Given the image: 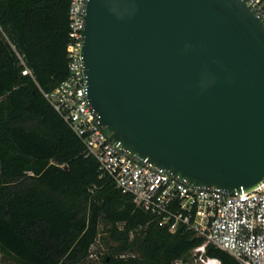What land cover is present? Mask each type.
<instances>
[{"label": "water", "instance_id": "1", "mask_svg": "<svg viewBox=\"0 0 264 264\" xmlns=\"http://www.w3.org/2000/svg\"><path fill=\"white\" fill-rule=\"evenodd\" d=\"M81 55L103 135L226 195L264 181V19L247 0H88Z\"/></svg>", "mask_w": 264, "mask_h": 264}, {"label": "trees", "instance_id": "2", "mask_svg": "<svg viewBox=\"0 0 264 264\" xmlns=\"http://www.w3.org/2000/svg\"><path fill=\"white\" fill-rule=\"evenodd\" d=\"M69 2L0 0L2 260L173 264L203 239L183 227L171 233L110 177L101 176L96 159L43 96L68 75ZM16 52L33 78L21 74ZM101 225L118 247L96 263L88 257ZM205 256L220 264H240L210 244Z\"/></svg>", "mask_w": 264, "mask_h": 264}, {"label": "built area", "instance_id": "3", "mask_svg": "<svg viewBox=\"0 0 264 264\" xmlns=\"http://www.w3.org/2000/svg\"><path fill=\"white\" fill-rule=\"evenodd\" d=\"M87 1L69 2L68 75L53 90L43 92L45 99L82 141L87 154L96 159L101 176L110 177L137 207L171 233L183 227L203 239L201 245L173 264H220L218 259L205 256L209 244L240 264H264V181L253 190L234 195L188 185L163 169L133 161L103 135L86 94L81 55ZM247 1L264 19V0ZM16 55L21 74L33 78L22 56Z\"/></svg>", "mask_w": 264, "mask_h": 264}, {"label": "rangeland", "instance_id": "4", "mask_svg": "<svg viewBox=\"0 0 264 264\" xmlns=\"http://www.w3.org/2000/svg\"><path fill=\"white\" fill-rule=\"evenodd\" d=\"M103 226H100V234L95 241V243L92 245L90 249V256L88 257L89 261H93L96 263L101 262L102 258L104 256H109L112 253V248H117V244H113L110 241V239L107 237V235L103 232ZM133 238V234L131 233L130 239ZM109 242V243H108ZM123 256H129L128 253L123 254ZM0 264H14L13 262L10 261H5L2 260V256L0 254Z\"/></svg>", "mask_w": 264, "mask_h": 264}]
</instances>
